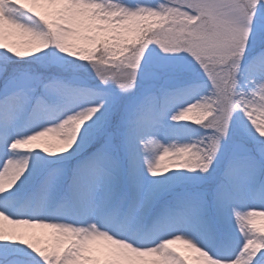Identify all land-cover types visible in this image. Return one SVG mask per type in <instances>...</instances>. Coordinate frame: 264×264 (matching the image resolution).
Here are the masks:
<instances>
[{"label":"snow or ice","instance_id":"6c2138e0","mask_svg":"<svg viewBox=\"0 0 264 264\" xmlns=\"http://www.w3.org/2000/svg\"><path fill=\"white\" fill-rule=\"evenodd\" d=\"M258 220L264 0H0V264H264Z\"/></svg>","mask_w":264,"mask_h":264},{"label":"rangeland","instance_id":"374dc122","mask_svg":"<svg viewBox=\"0 0 264 264\" xmlns=\"http://www.w3.org/2000/svg\"><path fill=\"white\" fill-rule=\"evenodd\" d=\"M188 127H189V128H192V127H194V125L189 124ZM257 222H258V223H264V221H260V220H258ZM17 246H18V247H23V246H20V245H17Z\"/></svg>","mask_w":264,"mask_h":264}]
</instances>
